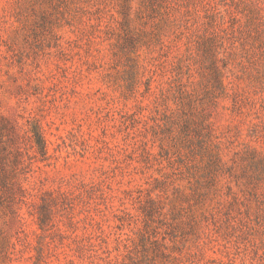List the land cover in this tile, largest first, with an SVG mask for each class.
<instances>
[{
    "label": "rangeland",
    "instance_id": "1",
    "mask_svg": "<svg viewBox=\"0 0 264 264\" xmlns=\"http://www.w3.org/2000/svg\"><path fill=\"white\" fill-rule=\"evenodd\" d=\"M0 264H264V0H0Z\"/></svg>",
    "mask_w": 264,
    "mask_h": 264
}]
</instances>
